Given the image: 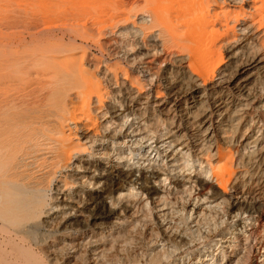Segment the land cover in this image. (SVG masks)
<instances>
[{"label": "bare ground", "instance_id": "obj_1", "mask_svg": "<svg viewBox=\"0 0 264 264\" xmlns=\"http://www.w3.org/2000/svg\"><path fill=\"white\" fill-rule=\"evenodd\" d=\"M15 4L74 35H0V261L264 264V0Z\"/></svg>", "mask_w": 264, "mask_h": 264}, {"label": "rangeland", "instance_id": "obj_2", "mask_svg": "<svg viewBox=\"0 0 264 264\" xmlns=\"http://www.w3.org/2000/svg\"><path fill=\"white\" fill-rule=\"evenodd\" d=\"M15 3H16V0H5L2 2V5H4V10L2 12L0 11L1 12L0 13V30L3 29V31L5 32V33L0 32V35H4L1 37L2 39L16 40L17 35H16V33H14L16 30H24L23 34L26 36L27 39L31 38L29 33H28L29 31L35 32L36 33L35 39H37V40H43V39H46L50 36H56L57 37V36L61 35L62 33H65L67 36L74 35V32L72 30V27H73L72 24L74 23V20H73V17L71 15H68L69 17L64 18L63 20H55L52 23H45V21H43L41 19V17H39V16L38 17H32L34 19L33 20L32 18H27V16H25L24 14H20V12L17 11V10H19L18 5ZM2 18H4V19H2ZM25 19H26V21H25ZM14 20H15V22H14ZM31 20H32V22H30ZM28 26H32V29H30V30H29V28L27 29ZM48 27H52L53 31L52 32L44 31V33L43 32L39 33L41 30L48 28ZM12 29L14 31H12ZM54 31H55V34H54ZM60 31H62V32H60ZM27 35H29V36H27ZM43 37H45V38H43ZM78 38H79L78 39L79 42H81L82 37L79 36ZM94 52L99 53L98 50H94ZM224 52L227 54V51H224ZM131 71H132V69H131ZM137 176L138 175H133V174L128 173V172L123 175L124 180H126V178H127V181L129 179L130 180L136 179ZM118 181L119 180H117L116 186L119 185ZM140 182H142L141 188L146 193H149V191H153L155 188L153 185L152 176L150 174L146 175L145 177H142ZM213 191L222 194L221 189H219L218 187H215ZM105 196H106V194H104V193L98 194V197H99L98 201H97L98 203L96 202L94 205H92V207L90 209V213L93 212L94 214L93 213L92 214L95 215L92 222H94V221L99 222V221L107 219V216H106V215H108L107 209L104 207L103 210H100L99 205H98L99 202L102 201V199H103L102 197H105ZM255 204L256 203H254V202L250 203V202H244V201H231V207H233L234 209L243 208L245 211H247L246 214L257 215L258 211H260V207L258 204H256V205ZM4 236H5V234L0 232V239H4ZM0 264H5V263H3V261H0Z\"/></svg>", "mask_w": 264, "mask_h": 264}]
</instances>
